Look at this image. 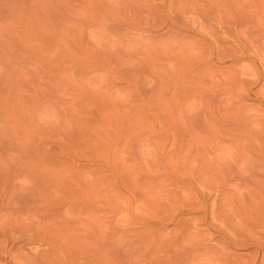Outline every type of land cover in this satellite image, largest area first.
<instances>
[{"label": "rangeland", "instance_id": "obj_1", "mask_svg": "<svg viewBox=\"0 0 264 264\" xmlns=\"http://www.w3.org/2000/svg\"><path fill=\"white\" fill-rule=\"evenodd\" d=\"M0 264H264V0H0Z\"/></svg>", "mask_w": 264, "mask_h": 264}]
</instances>
